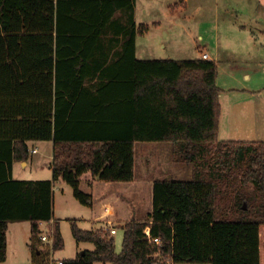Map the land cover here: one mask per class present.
Masks as SVG:
<instances>
[{"label": "trees", "instance_id": "trees-1", "mask_svg": "<svg viewBox=\"0 0 264 264\" xmlns=\"http://www.w3.org/2000/svg\"><path fill=\"white\" fill-rule=\"evenodd\" d=\"M134 4L0 0V263L9 222L30 220L34 264H53L39 234L54 217V182L62 177L91 206L83 173L132 180L135 142L157 141L193 177L154 180L152 210L122 225L120 251L109 229L73 220L76 241L96 248L62 264H264V140L219 137L216 60L137 58L149 26L135 21ZM29 140H53L51 179L13 178ZM53 237L62 249L57 221Z\"/></svg>", "mask_w": 264, "mask_h": 264}, {"label": "rangeland", "instance_id": "rangeland-1", "mask_svg": "<svg viewBox=\"0 0 264 264\" xmlns=\"http://www.w3.org/2000/svg\"><path fill=\"white\" fill-rule=\"evenodd\" d=\"M180 2L136 0L139 21L149 22V29L139 38V56L187 59L202 57V52L207 51L217 61V82L222 89L220 137L235 140L264 138V0H189L187 5ZM156 16L162 20L160 25H154L152 21ZM142 145H157L162 149L145 150L141 149ZM172 151L169 142H138V177L192 178V167L176 162ZM47 171L44 168L39 175H45ZM30 172V168L24 171L19 165L15 174L28 178ZM65 187L68 192L63 194L56 189V214L61 216H69L71 213L68 212L77 208L73 204L80 205L70 184L66 183ZM151 192L145 186L143 192L138 193L137 211L146 214L150 210ZM71 226L70 220L61 223L65 245L55 256L51 255V259L56 261L73 255L77 241ZM11 238L9 260L0 264H34L35 251L27 248L25 241L23 243L22 230L15 232L13 229ZM122 240L123 230H120L115 234L117 251L122 249Z\"/></svg>", "mask_w": 264, "mask_h": 264}, {"label": "crops", "instance_id": "crops-1", "mask_svg": "<svg viewBox=\"0 0 264 264\" xmlns=\"http://www.w3.org/2000/svg\"><path fill=\"white\" fill-rule=\"evenodd\" d=\"M188 2L189 0H181L180 3L182 5L183 4L187 5ZM134 5H135V8H134L135 9V21L137 23L148 24L149 26V22L139 21L136 0H135ZM153 19L154 20L152 21L154 25H160V23L162 22L161 18H158L157 16ZM143 35L144 34L139 35L136 40L137 58H141V59L170 58V57H161V56H154V57L139 56V42H140L139 38H141V36ZM114 43L116 44V47H117L116 49H119L121 42L116 43V41H114ZM204 52H207V51H203L202 55ZM208 59H212L210 54H209ZM239 128L240 127H238L237 129ZM256 139H247V140H256ZM262 139L264 138H260L259 140H262ZM138 142L139 141H136L135 146H134V151H135V168H134L135 177L134 179L129 180V181H105V180L100 179L97 176H94L91 171H87L83 173L80 176L79 185H80L81 190L92 195L93 204L91 206L85 205L81 203L78 199H76L80 205L76 203L73 204V206H77V208L71 211L68 210L69 211L68 213H71V214H68L69 216H61V215L56 214V210H57L56 189L61 190L62 194L65 193L66 190L68 192V189H66L67 187H65V184L67 182L62 177H59L54 182V201H53L54 217L51 221H41L40 222L41 231L42 230L43 231L52 230V235H53V228L51 227L56 221L60 224V228H61V223L64 220H70L71 223L73 220H75L76 223L83 229H90V230L109 229L110 230L111 228H115L116 232L112 233V235L115 238V234L118 233L120 230H123L122 225L125 222L132 220L133 218H137L138 220H143L146 214L152 210L153 193L151 192V198H152L151 208L149 211L146 212V214L144 213L145 211L139 212L135 208V203H136L138 193L143 192V188L145 186L148 189L153 191L154 180L159 177L152 176L148 179H143V178L138 177L137 172H136ZM151 142H157V141H151ZM27 143L30 149L29 157L25 160L13 162V170H12L13 178L32 179V180L51 179L53 177V171H52L53 147H54L53 140H29L27 141ZM34 149H37V150L34 151ZM141 149L155 151L157 149H162V147H159L157 145L156 146L142 145ZM37 154H40V155H37ZM19 165L21 166V169L24 171L25 169H27V167L30 168L31 176H29L28 178H24L23 176L17 177L15 172H16L17 166ZM44 168H47L48 170L47 174L39 175L42 169ZM133 201H135L134 204H133ZM24 223H27V225H23ZM31 227H32V222L30 220L9 222L8 228H7V258L5 260V263L8 262L9 257H10L9 249H10V244L12 243V240H13V238H11V231H13V229H15V232L22 230V235H24L23 243L25 241V245L27 246V248H30L31 247L30 246ZM149 231H150V226H147L146 233ZM76 246H77L76 250L74 251L72 256H64L61 259L75 258L79 256L80 254H83L86 250H94L96 248V245L93 242H89V241L77 242ZM40 247H42L43 249L51 250L50 256L51 255L55 256V253L57 250H53L50 245L43 244L42 242H40ZM97 262H102V261H96L95 264ZM102 263L110 264V263H105V262H102Z\"/></svg>", "mask_w": 264, "mask_h": 264}, {"label": "built area", "instance_id": "built-area-1", "mask_svg": "<svg viewBox=\"0 0 264 264\" xmlns=\"http://www.w3.org/2000/svg\"><path fill=\"white\" fill-rule=\"evenodd\" d=\"M204 58L208 59L209 58V54L207 52H204L202 55ZM37 149H34V151H36ZM111 233L116 232L115 228H111L110 229ZM147 234H150V231L147 232ZM39 239L43 244H47L50 245L51 248L53 247V242H54V237L52 235V230H46V231H41V233L39 234ZM152 242H155L157 244L161 243V239L159 237H155L153 239H151ZM53 264H62L63 263V259H56V261L54 259H52Z\"/></svg>", "mask_w": 264, "mask_h": 264}, {"label": "water", "instance_id": "water-1", "mask_svg": "<svg viewBox=\"0 0 264 264\" xmlns=\"http://www.w3.org/2000/svg\"><path fill=\"white\" fill-rule=\"evenodd\" d=\"M244 206H246V205H244Z\"/></svg>", "mask_w": 264, "mask_h": 264}]
</instances>
